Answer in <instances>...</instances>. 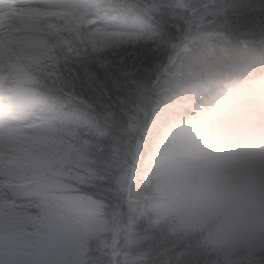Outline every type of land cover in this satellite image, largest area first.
I'll return each instance as SVG.
<instances>
[{"label": "clouds", "instance_id": "clouds-1", "mask_svg": "<svg viewBox=\"0 0 264 264\" xmlns=\"http://www.w3.org/2000/svg\"><path fill=\"white\" fill-rule=\"evenodd\" d=\"M114 7L121 20L108 23L103 12L92 10L85 20L100 19L81 31H133L132 43L99 59L88 49L59 69L31 70V81L9 75L0 82V117L8 121L30 125L39 118L62 129L66 117L78 120L65 135L75 145L71 158L56 167L67 184L102 205L91 223L103 224L104 231L89 237L93 242L75 264H253V253L264 252V237L256 245L216 246L205 243L207 231H193L181 217L158 215L164 196L154 157L157 129L178 109L202 106L224 82L264 78V30L241 34L212 26L207 40L187 46L184 33L177 37L164 23L179 7L168 0ZM101 73L131 74L107 109L96 102L90 83ZM84 93L88 99H81ZM97 124L107 129L106 137L95 136ZM13 130L39 131L5 127L0 138Z\"/></svg>", "mask_w": 264, "mask_h": 264}, {"label": "rangeland", "instance_id": "rangeland-1", "mask_svg": "<svg viewBox=\"0 0 264 264\" xmlns=\"http://www.w3.org/2000/svg\"><path fill=\"white\" fill-rule=\"evenodd\" d=\"M90 1L0 0V75L14 72L31 81V70L51 63L47 56L57 62L90 47L86 34L92 32H82L79 23ZM99 19L84 20L90 25ZM94 31L118 38L137 35ZM255 86L243 83L233 94L227 91L224 113H214L213 102L206 100L201 107L207 103L209 109L167 132L154 157L164 196L158 215H177L200 227L216 246L250 244L259 237L256 245L264 237V133L250 139L236 129L240 124L231 126L225 118L242 120L250 109L264 118V82ZM54 125L39 118L22 125L0 117V130H39H13L0 138V264H75L94 228L95 203L81 193L45 189L65 186L49 174L55 171Z\"/></svg>", "mask_w": 264, "mask_h": 264}, {"label": "trees", "instance_id": "trees-1", "mask_svg": "<svg viewBox=\"0 0 264 264\" xmlns=\"http://www.w3.org/2000/svg\"><path fill=\"white\" fill-rule=\"evenodd\" d=\"M126 2H131V0H91L90 2H87V4L85 3L86 5L83 8L86 9V6H88L87 13H90L92 10L103 12V18L106 20V22L115 23L116 21L121 20V17L115 14L117 12V9L114 6ZM141 2L147 4L150 2H155V0H141ZM168 2L179 7L173 10L169 17L165 18L164 23L169 31L174 33L177 37H180L181 33H184L183 38L185 39V43L187 46H191L198 41L207 40L209 38V30L212 26H215L223 31H234L241 34L248 32L259 33L261 30H264V0H168ZM83 4L84 2L80 3V5L78 6L81 7V5L83 6ZM186 5H191V8L185 7ZM79 11L80 10H77V12ZM84 17L80 16L79 18L81 28H87L89 25V23L84 20ZM91 32L92 34H86L87 37L91 38V40L87 42L90 43L91 46L85 47L82 52H87L88 49H91V52L96 54L97 59H99L103 54L110 52L113 49H119L121 47L127 46L135 39H137V35L126 38H118L116 36L109 37L111 36L110 34L100 31L93 30ZM93 37L96 38V40L93 39ZM95 41H97L96 44H94ZM104 41L110 42L104 43ZM100 42L102 44H100ZM43 51L44 50L40 49V52ZM82 52H80V55L77 53L78 56H75L74 54H66L57 62H54L55 59L53 57L47 56L46 62L51 63H48L47 67L45 68L59 69L60 66L64 63L79 59L82 55ZM9 75L21 79V76L15 75L14 72H11L7 75H0V82L7 79ZM57 75H59L58 72ZM130 79L131 74H129L128 77H121L119 75L114 76L111 73H101L99 79L94 78V82L90 81L96 102L98 104H103L105 106V109H107V105L109 103H111L112 101H116L118 97L122 96L121 89L125 87L126 80ZM21 80L28 81L25 79ZM257 81L264 82V78H247L224 82L220 90L214 95L207 97L206 100L213 102L214 113H224V109L226 108V104L228 102L225 99L227 95L231 93L233 94L234 91H236V87L243 85V83L249 88H256L255 83ZM227 91L229 92V94L226 93ZM3 97L4 92L3 90H0V103L3 102ZM88 98L89 94L87 93L81 95V99ZM206 104L205 108H202L200 106L196 108L178 109L168 123L159 127L157 129L158 140L155 146V153L157 151L158 144L161 142V138L164 137L167 132H170L173 127H177L190 118L197 116L202 110H205L207 108ZM111 115L112 114L110 111L105 110L104 119L110 120ZM242 115H247L248 118L243 117L242 120L239 119L238 121H234V118L229 115L225 116V118L228 119L227 122L230 121L233 123L231 124V126H237L235 123L240 124V127L237 126L236 129L238 131H240V129L243 130L242 132L247 133V137L250 139L257 136V133H264V118L260 110L250 109L249 111H247V114L245 113ZM76 124H78V120H74L71 116H69L66 117L64 128H58L55 123L53 129L52 143L55 146L53 156H55L56 159L52 164V168L55 169V171L49 170V174L50 176L62 181L63 183L65 181L62 178L64 176L62 168H57L56 166L62 159L67 162L71 158L72 150L75 148V145L66 140L65 135H72V133L69 132L68 125ZM107 134V129L104 126H102L101 124L95 125V136L97 138L102 139L106 137ZM97 147H100V145H97ZM40 166L48 171L46 166ZM64 184L65 186L47 187L45 189H48V191L51 193H81L78 189H75L74 186L69 185L66 182ZM80 195H84L91 202L95 203L96 208L94 214L95 218L98 217L102 212V205H100L96 201H93L91 197L83 193H81ZM170 215L161 214L159 216L162 217ZM184 224L186 227L191 228L193 231H201L200 227H196V225H190V223ZM103 231V224H94V228L89 237L93 235H99ZM257 239L251 240L249 243L255 245V243H257ZM92 242L93 241L88 238L86 246L90 245ZM205 243L211 244L208 239L205 241ZM252 259L253 264H264V253L255 251L253 253Z\"/></svg>", "mask_w": 264, "mask_h": 264}]
</instances>
